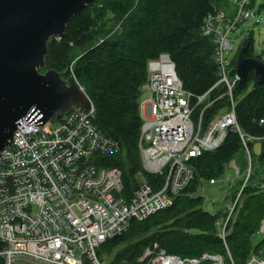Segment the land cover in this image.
<instances>
[{"label": "trees", "instance_id": "obj_1", "mask_svg": "<svg viewBox=\"0 0 264 264\" xmlns=\"http://www.w3.org/2000/svg\"><path fill=\"white\" fill-rule=\"evenodd\" d=\"M256 3L250 0L248 8L253 10ZM263 8L264 4L259 7ZM233 9L232 0H98L68 22L62 38L50 40L45 71L55 70L64 78L74 75L84 88L95 108L94 125L121 149L113 154H95L92 160L99 167L122 172L120 196L127 201L141 180L156 190L166 181L165 174L144 170L139 146L148 61L168 53L185 90L201 96L213 88L210 105H197L193 112V119L207 128L217 115L230 109L231 101L225 94L226 86L216 85L220 79L216 42L203 33L202 26L215 11L233 16ZM247 37L251 40L247 56H255L253 36L249 33ZM236 59L230 62V75L235 73ZM254 79L252 75L234 92L235 113L245 134L262 138V153L257 157L252 152V173L240 195L245 178L240 175L236 180L231 198L238 201L226 225L225 238L220 237L219 222L229 211L206 209L201 189L210 180L224 179L230 163L239 154L244 156L242 140L231 129L218 149L189 161L194 178L174 204L144 221H133L126 232L106 240L98 248L100 261L149 264L140 258L147 248L158 245L160 250L181 258L220 254L231 264L228 248L234 264H246L253 252L264 249V238L254 242L264 218V82L254 87ZM249 146L253 149V142Z\"/></svg>", "mask_w": 264, "mask_h": 264}, {"label": "built area", "instance_id": "obj_2", "mask_svg": "<svg viewBox=\"0 0 264 264\" xmlns=\"http://www.w3.org/2000/svg\"><path fill=\"white\" fill-rule=\"evenodd\" d=\"M249 3L232 0L233 16L217 10L204 20L203 33L216 42L220 75L216 85L226 86L231 101L230 109L217 115L207 128L193 119V112L197 105H210L213 88L201 96L185 90L168 53L148 61L142 95L149 96L141 102L144 122L139 146L144 170L166 175L160 189L143 182L127 201L120 196L122 172L94 164L95 154L121 150L94 125V106L73 108L49 129L42 126L37 112L20 120L12 145L0 154L1 264H104L98 257L100 245L126 232L133 221H144L172 206L194 178L189 161L218 149L228 129L239 134L248 164L242 171L236 161L230 163L245 178L241 194L251 175L249 143L262 138L245 134L237 122L234 92L240 78L236 72L230 75L225 54L233 47L231 34L238 23L256 16ZM237 201L219 222L223 239ZM258 234L264 238V218ZM227 252L234 264L228 248ZM144 260L149 264H227L220 254L181 258L158 245L145 250L140 258ZM246 264H264V249L253 252Z\"/></svg>", "mask_w": 264, "mask_h": 264}, {"label": "water", "instance_id": "obj_3", "mask_svg": "<svg viewBox=\"0 0 264 264\" xmlns=\"http://www.w3.org/2000/svg\"><path fill=\"white\" fill-rule=\"evenodd\" d=\"M98 0H0V154L13 143L20 120L39 113L44 128L60 121L77 106L93 105L74 75L64 78L46 70L49 42L62 38L68 22ZM246 38L236 59L239 91L255 76L254 87L264 82V62L247 56ZM263 141L253 143L260 156Z\"/></svg>", "mask_w": 264, "mask_h": 264}, {"label": "rangeland", "instance_id": "obj_4", "mask_svg": "<svg viewBox=\"0 0 264 264\" xmlns=\"http://www.w3.org/2000/svg\"><path fill=\"white\" fill-rule=\"evenodd\" d=\"M263 4L264 0H257L256 6L253 8L256 16L251 17L249 20L238 23L235 30L232 32L231 44L233 47L225 54L229 63L236 59L239 50L241 49V46L243 45V42L249 33L252 34L254 39V51L256 56H261L264 61V8L261 10L259 9V7ZM148 96L149 93L143 94L141 96V102L143 103L148 98ZM235 161L237 166L240 167L242 171L248 167L246 159L242 154H239ZM238 177L239 175H237L236 170L229 167L227 176H225L224 179L216 180V183L213 185L206 182L201 189L202 195L204 197L205 208L211 212L230 211L229 208L231 204L234 203L231 198V193L235 189V185L238 182L236 181ZM143 182H145V180H141V183ZM263 187L264 185L262 184L261 188ZM262 239L263 236L258 234L254 237V242L257 243Z\"/></svg>", "mask_w": 264, "mask_h": 264}, {"label": "flooded vegetation", "instance_id": "obj_5", "mask_svg": "<svg viewBox=\"0 0 264 264\" xmlns=\"http://www.w3.org/2000/svg\"><path fill=\"white\" fill-rule=\"evenodd\" d=\"M256 56V55H255Z\"/></svg>", "mask_w": 264, "mask_h": 264}]
</instances>
